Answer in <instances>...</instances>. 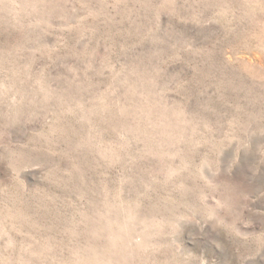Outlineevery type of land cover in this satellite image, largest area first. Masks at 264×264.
<instances>
[{"label":"rangeland","instance_id":"374dc122","mask_svg":"<svg viewBox=\"0 0 264 264\" xmlns=\"http://www.w3.org/2000/svg\"><path fill=\"white\" fill-rule=\"evenodd\" d=\"M0 264H264V0H0Z\"/></svg>","mask_w":264,"mask_h":264}]
</instances>
